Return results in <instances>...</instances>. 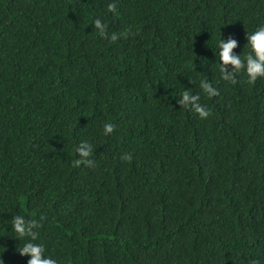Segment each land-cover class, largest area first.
Instances as JSON below:
<instances>
[{
  "label": "trees",
  "instance_id": "1",
  "mask_svg": "<svg viewBox=\"0 0 264 264\" xmlns=\"http://www.w3.org/2000/svg\"><path fill=\"white\" fill-rule=\"evenodd\" d=\"M262 24L264 0H0L3 264L17 215L57 264H264V78L216 48Z\"/></svg>",
  "mask_w": 264,
  "mask_h": 264
},
{
  "label": "clouds",
  "instance_id": "2",
  "mask_svg": "<svg viewBox=\"0 0 264 264\" xmlns=\"http://www.w3.org/2000/svg\"><path fill=\"white\" fill-rule=\"evenodd\" d=\"M108 9L110 11L113 10L114 5L110 3ZM93 26L99 31L101 36L105 34V25L99 18L94 20ZM237 46L238 42L232 36H228L227 39L220 38L216 42L221 78L231 83H236V77L241 74L242 70L250 84L254 83L257 78H264V24L257 26L250 32L246 31V43L244 47L247 46L248 51L244 53L243 57L241 53L237 54L233 51ZM229 65L231 66L230 69L227 67ZM200 88L209 97L216 95V89L208 81L201 80ZM199 99L198 95L191 94L185 90L180 94L177 103L183 107H190L198 113L201 119H205L210 113L207 108L199 103ZM113 128V124L105 123L103 125L104 134L111 133ZM91 151V144L87 142L80 143L76 148V152L80 158L75 163L91 164V160L88 159ZM34 224V221L26 223L23 216L17 215L13 217L11 227L17 234V238L29 237L23 244V247L18 249L19 254L29 257L27 264H57L55 259L45 254L43 244L33 242L36 237V233L33 231ZM0 264H3L2 260H0Z\"/></svg>",
  "mask_w": 264,
  "mask_h": 264
}]
</instances>
